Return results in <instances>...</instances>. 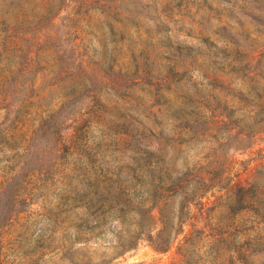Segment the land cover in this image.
<instances>
[{
    "label": "rangeland",
    "instance_id": "374dc122",
    "mask_svg": "<svg viewBox=\"0 0 264 264\" xmlns=\"http://www.w3.org/2000/svg\"><path fill=\"white\" fill-rule=\"evenodd\" d=\"M262 52L264 0H0V264H264ZM137 135L215 178L119 254L76 191L131 192Z\"/></svg>",
    "mask_w": 264,
    "mask_h": 264
},
{
    "label": "trees",
    "instance_id": "16d2710c",
    "mask_svg": "<svg viewBox=\"0 0 264 264\" xmlns=\"http://www.w3.org/2000/svg\"><path fill=\"white\" fill-rule=\"evenodd\" d=\"M263 55L264 52L260 53L259 58ZM259 99H262L261 95ZM135 137H138L139 148L137 145L133 152L135 156L132 158L134 167L130 174V181L133 182L131 192L125 189L129 184L121 176L122 169L115 171L110 167L105 169L108 176L104 179L103 196L96 195L93 190L88 192L87 186L76 191L77 200L83 201L86 209L78 230L84 224L92 234L102 224L115 221L118 229L115 231L116 242L113 247L119 254L133 249L143 236L154 242L157 250H164L172 238L182 231L186 217L184 211L189 203L187 201L190 198L199 199L213 188L209 182L215 178L212 177L213 174L208 178L197 174L194 180H189L187 174L191 169L188 165L177 168L174 159L166 158L167 150L158 148L153 152L148 149L149 146L141 135ZM156 155L157 158L152 160ZM153 207H158L160 214L161 226L155 235L156 240L147 232L148 224L151 223L150 209ZM165 208L169 209L165 211ZM130 218L133 219L132 222H129Z\"/></svg>",
    "mask_w": 264,
    "mask_h": 264
}]
</instances>
